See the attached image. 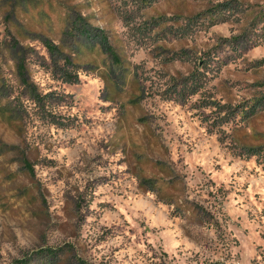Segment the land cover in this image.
<instances>
[{
    "label": "rangeland",
    "instance_id": "rangeland-1",
    "mask_svg": "<svg viewBox=\"0 0 264 264\" xmlns=\"http://www.w3.org/2000/svg\"><path fill=\"white\" fill-rule=\"evenodd\" d=\"M19 260L264 264V0H0Z\"/></svg>",
    "mask_w": 264,
    "mask_h": 264
},
{
    "label": "trees",
    "instance_id": "trees-1",
    "mask_svg": "<svg viewBox=\"0 0 264 264\" xmlns=\"http://www.w3.org/2000/svg\"><path fill=\"white\" fill-rule=\"evenodd\" d=\"M251 113H253V111ZM24 164H25V167L27 169L33 170L31 164L27 160H24ZM15 264H28V261H26V260H19V261L15 262Z\"/></svg>",
    "mask_w": 264,
    "mask_h": 264
}]
</instances>
